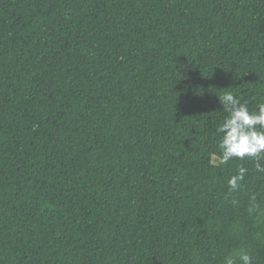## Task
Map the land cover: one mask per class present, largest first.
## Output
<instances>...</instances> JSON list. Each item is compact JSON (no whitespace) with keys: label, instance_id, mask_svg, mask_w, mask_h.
Here are the masks:
<instances>
[{"label":"trees","instance_id":"trees-1","mask_svg":"<svg viewBox=\"0 0 264 264\" xmlns=\"http://www.w3.org/2000/svg\"><path fill=\"white\" fill-rule=\"evenodd\" d=\"M225 92L264 103V0H0V264H264Z\"/></svg>","mask_w":264,"mask_h":264},{"label":"clouds","instance_id":"clouds-1","mask_svg":"<svg viewBox=\"0 0 264 264\" xmlns=\"http://www.w3.org/2000/svg\"><path fill=\"white\" fill-rule=\"evenodd\" d=\"M223 110L228 113L217 128L221 134L219 147L222 149L221 162L228 163L233 158L245 157L254 161L255 170L264 173V103L250 112L247 103H241L231 92H225L218 98ZM247 169L240 167L238 174L228 180L231 190H236L244 180ZM242 264H251L248 254L240 255ZM228 264H233L229 260Z\"/></svg>","mask_w":264,"mask_h":264},{"label":"rangeland","instance_id":"rangeland-1","mask_svg":"<svg viewBox=\"0 0 264 264\" xmlns=\"http://www.w3.org/2000/svg\"><path fill=\"white\" fill-rule=\"evenodd\" d=\"M215 159V158H214Z\"/></svg>","mask_w":264,"mask_h":264}]
</instances>
